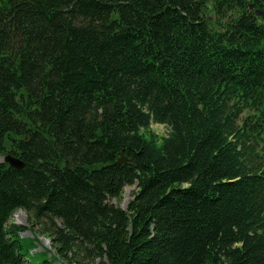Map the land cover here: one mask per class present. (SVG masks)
Returning <instances> with one entry per match:
<instances>
[{
    "label": "trees",
    "instance_id": "obj_1",
    "mask_svg": "<svg viewBox=\"0 0 264 264\" xmlns=\"http://www.w3.org/2000/svg\"><path fill=\"white\" fill-rule=\"evenodd\" d=\"M257 12L264 0H0V158L25 164L0 160V264H32L19 210L51 242L39 264H264Z\"/></svg>",
    "mask_w": 264,
    "mask_h": 264
},
{
    "label": "rangeland",
    "instance_id": "obj_2",
    "mask_svg": "<svg viewBox=\"0 0 264 264\" xmlns=\"http://www.w3.org/2000/svg\"><path fill=\"white\" fill-rule=\"evenodd\" d=\"M151 131L155 132L156 134L160 136H165L167 135V128L163 125L159 124H152L151 125ZM2 161L3 159L0 158ZM137 192V186H127L124 190L122 200L121 202L114 201L115 204L120 205L123 209H126L129 202L133 199L134 193ZM30 215L26 211L19 210L14 217L12 218L11 222L12 224L20 225L26 228V230L22 233L21 237L28 239L35 237L36 242L34 245H28V248L34 247V249L30 253H26L28 260L32 264H39L42 262L45 258L43 254V250L45 249H50L51 248V242L49 239H47L45 236H41L38 233V229L40 228L39 226L34 225L31 220H30ZM42 253V254H41ZM34 255L36 256L34 258ZM56 264H63L61 262H57ZM64 264H70L68 262H65ZM86 264H101L100 261L96 262H86Z\"/></svg>",
    "mask_w": 264,
    "mask_h": 264
},
{
    "label": "water",
    "instance_id": "obj_3",
    "mask_svg": "<svg viewBox=\"0 0 264 264\" xmlns=\"http://www.w3.org/2000/svg\"><path fill=\"white\" fill-rule=\"evenodd\" d=\"M257 15H262L264 16L263 13L261 12H257ZM5 162H7L11 167L21 170L25 167V164L23 162H21L20 160L12 157V156H7L5 158ZM132 163L131 160H128L126 157H124L122 154H120V159L118 160V164H125V163Z\"/></svg>",
    "mask_w": 264,
    "mask_h": 264
}]
</instances>
